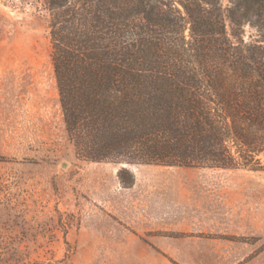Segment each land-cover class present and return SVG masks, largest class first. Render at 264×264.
Masks as SVG:
<instances>
[{"label": "rangeland", "instance_id": "rangeland-1", "mask_svg": "<svg viewBox=\"0 0 264 264\" xmlns=\"http://www.w3.org/2000/svg\"><path fill=\"white\" fill-rule=\"evenodd\" d=\"M49 23L0 0V264H264V171L75 157Z\"/></svg>", "mask_w": 264, "mask_h": 264}, {"label": "trees", "instance_id": "trees-1", "mask_svg": "<svg viewBox=\"0 0 264 264\" xmlns=\"http://www.w3.org/2000/svg\"><path fill=\"white\" fill-rule=\"evenodd\" d=\"M48 10L77 159L264 171V0H48Z\"/></svg>", "mask_w": 264, "mask_h": 264}, {"label": "water", "instance_id": "water-1", "mask_svg": "<svg viewBox=\"0 0 264 264\" xmlns=\"http://www.w3.org/2000/svg\"><path fill=\"white\" fill-rule=\"evenodd\" d=\"M120 165H121L122 168H125V167L128 166L129 164L121 163Z\"/></svg>", "mask_w": 264, "mask_h": 264}]
</instances>
